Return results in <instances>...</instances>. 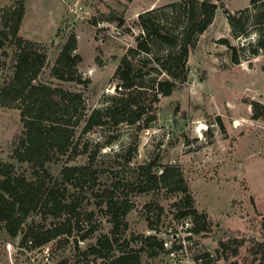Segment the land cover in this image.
I'll return each mask as SVG.
<instances>
[{"label":"rangeland","instance_id":"1","mask_svg":"<svg viewBox=\"0 0 264 264\" xmlns=\"http://www.w3.org/2000/svg\"><path fill=\"white\" fill-rule=\"evenodd\" d=\"M13 1L0 0V7ZM182 1L27 0L19 35L36 43V48L47 54L39 80L81 92L87 111L91 113L103 107L109 96L123 92L118 88L121 82L114 78V74L125 57L134 68L151 73L143 78L138 76L137 83L149 86L152 77L156 80L166 78L159 66L149 63L153 62L149 60L151 55L142 54L131 59L129 49L136 46V37L141 33L138 16L148 11L154 10L157 18L178 31L184 14H171V10L172 5ZM213 1L218 4L215 19L200 36L197 48L190 52L186 84L170 96L159 95L152 121L147 125L142 122L135 126L95 128L85 134L79 128L80 150L88 145V151L74 159L65 157L59 163L48 165L55 179H59L63 166L88 165L91 163L89 156L96 152L91 165V171L96 172L95 181L90 183L92 188L87 186L80 194V211L83 213V232L89 228L87 215L90 212L95 213L92 224H97L98 228L85 239L82 250L100 236L111 235V216L105 213L109 198L104 192L111 190L118 180L133 186L137 168L154 158H159L164 166L180 169L193 197L194 208L206 216L207 229L196 239L197 255L208 250L215 253L220 249L218 241L221 237L225 236L224 243L229 237H235L243 242L238 255L232 256L230 251L235 245L227 254L220 249L221 254L214 264H249L253 257L250 251L257 243L263 242L264 121L253 118L250 102L264 104V53L254 58L246 50L240 64H231L228 48L219 41L227 38L232 45L247 49L255 44L259 33L250 24L246 36L234 37L221 6L237 12L248 7L250 0ZM71 34L77 38L76 53L82 58L79 73L91 79L88 86L50 77V70ZM167 49H155L154 53L161 56ZM16 52L11 43L0 46V87L13 74ZM147 59L144 66L143 61ZM139 126L145 128L139 129ZM22 133L20 111L0 107V162L13 163L19 172L30 176L29 165L18 164L13 158ZM130 157L132 159L128 162ZM161 172L162 168L155 170L157 174ZM74 192L75 189L69 186L67 195ZM115 195V199L126 198L132 204L124 220L127 226H122L118 233L116 247L120 249H139L141 243L136 237L149 232H159L167 237L168 230L182 219L177 218L181 211L178 207L181 194L168 193L165 189L137 192L122 185ZM56 222L47 211L38 210L27 220L26 226L41 223L51 227ZM83 232L73 231L75 237H80ZM22 236L12 239L0 229V264H30L19 250ZM80 255L74 238H71L69 243L54 248L53 264H82ZM141 256L145 262L147 253L143 251Z\"/></svg>","mask_w":264,"mask_h":264},{"label":"trees","instance_id":"2","mask_svg":"<svg viewBox=\"0 0 264 264\" xmlns=\"http://www.w3.org/2000/svg\"><path fill=\"white\" fill-rule=\"evenodd\" d=\"M26 3L27 0H14L0 9V46L7 42L13 44L17 50L13 74L0 87V107L20 111L23 133L13 151V158L18 164H28L32 172L27 176L25 172H19L15 164L0 162V229H4L12 239L23 234L20 246L26 245L29 240L33 242L34 247L56 241L54 248L57 249L74 238L75 248L82 256L109 257L114 250V244L119 241L118 233L121 227L127 226L124 220L132 207L126 198L115 199V191L124 185L137 192L165 189L168 193L181 194L182 197L178 201L181 211L178 212L177 218L191 217L196 234L204 232L207 229L206 216L194 208L193 197L180 169L164 166L159 158H154L148 164L137 168L133 186L132 183L127 186L118 180L113 183L111 190L104 192V196L109 198L106 200L105 213L111 216V235L100 236L83 251L78 247V240L73 231L81 233L84 230L81 226L83 213L80 211V194L87 186L92 188L90 183L95 181L96 172L91 171V165L95 161L96 152L89 156L91 163L88 165L63 166L59 179H55L48 165L59 163L65 157L74 159L88 151V145H84L80 150L81 143L77 140L79 128H82L81 133L85 134L95 128L135 126L142 122L147 125L152 121L153 114L157 111L156 104L160 101L159 95L170 96L186 84L190 52L197 48L200 36L214 22L218 4L213 0H184L172 5L171 14H184L178 31L169 28L157 18L154 10L140 14L137 24L141 33L136 37V46L129 49L128 55L131 59H136L142 54L151 55L149 60L153 62L149 63L159 66L166 78L156 80L152 77L149 86L137 83L138 76L143 78L151 73L149 70L144 72L142 68H134L133 63L125 57L114 74V78L120 80L121 85L118 88L123 92L109 96L103 107L89 113L81 92L39 80L46 66L47 54L44 50H38L36 43L19 35L26 14ZM221 7L225 10L234 37L246 36L250 24L259 33L255 44L247 49L244 46L232 45L227 38L219 41L228 48L231 64H240L246 50L254 58L261 52L264 53V2L250 0L248 7L237 12H230L225 6ZM77 46V38L71 34L50 70V77L88 86L91 79L84 78L78 70L82 58L76 53ZM162 47H167V52L161 56L156 55L155 49ZM147 63L148 59L143 61L144 66ZM149 89L152 90L151 93ZM250 105L253 118L264 121V104L251 101ZM142 128L145 126H139V129ZM131 159L130 157L127 161ZM157 168H162L160 174L155 173ZM69 186L75 189L70 196L67 195ZM38 210L47 211L58 222L51 227L41 223L26 226L27 220ZM94 214L90 212L87 215L90 225L80 238L87 239L97 230L98 225L92 224ZM261 233L264 238V216L261 221ZM224 238L221 237L218 241L223 254H227L232 245H235L230 251L232 256L238 255L243 242L229 237L227 243H224ZM136 239H142L143 249L140 250L147 251L149 255L155 254L156 249L161 247V243L154 236H140ZM220 249L215 250V253L206 251L198 254L196 260L202 259L199 264H214L219 259ZM250 254L253 257L249 264H264V240L257 243ZM113 264H141L139 251L132 249L114 256Z\"/></svg>","mask_w":264,"mask_h":264},{"label":"built area","instance_id":"3","mask_svg":"<svg viewBox=\"0 0 264 264\" xmlns=\"http://www.w3.org/2000/svg\"><path fill=\"white\" fill-rule=\"evenodd\" d=\"M152 222L155 223L157 221L152 220ZM161 234L159 232H149L146 235H141L144 237L154 236L161 243V247L156 249L153 255H149L147 251L143 250L147 253L145 262L142 261L141 252L143 251L140 250L143 249L142 239H137L141 243V247L134 250L139 251L141 264H199L202 262V259L196 260L197 254L195 252H197L198 247L196 239L199 234H196L194 231L193 219L190 217L182 218L168 230L167 237H163ZM76 238L78 240V247L82 250L86 244V240L80 237ZM55 244L56 241H53L39 247H34L33 242L29 240L26 245L20 246L19 250L24 253L30 264H53ZM118 244L119 241L114 244V250L109 257H99L96 255L84 257L80 255L83 260L82 264H113L114 256L132 250L120 249V247H116Z\"/></svg>","mask_w":264,"mask_h":264},{"label":"crops","instance_id":"4","mask_svg":"<svg viewBox=\"0 0 264 264\" xmlns=\"http://www.w3.org/2000/svg\"><path fill=\"white\" fill-rule=\"evenodd\" d=\"M5 6V5H4ZM4 6H2V7H4ZM2 7H0V8H2Z\"/></svg>","mask_w":264,"mask_h":264}]
</instances>
